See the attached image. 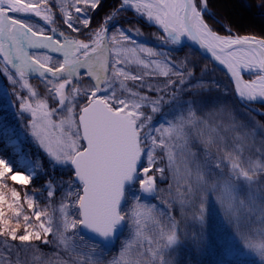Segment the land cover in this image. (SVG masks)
<instances>
[{
    "label": "snow or ice",
    "instance_id": "6c2138e0",
    "mask_svg": "<svg viewBox=\"0 0 264 264\" xmlns=\"http://www.w3.org/2000/svg\"><path fill=\"white\" fill-rule=\"evenodd\" d=\"M99 6L0 0V75L18 86L0 108L28 117L38 150L0 157V264H203L214 247L215 264H264V35L220 25L210 0H116L93 27ZM129 12L156 46L116 23ZM185 39L227 91L197 85L207 65L172 59ZM206 217L230 230L206 234Z\"/></svg>",
    "mask_w": 264,
    "mask_h": 264
},
{
    "label": "rangeland",
    "instance_id": "374dc122",
    "mask_svg": "<svg viewBox=\"0 0 264 264\" xmlns=\"http://www.w3.org/2000/svg\"><path fill=\"white\" fill-rule=\"evenodd\" d=\"M245 1L246 0H215V4L217 6L218 11L220 13H224L227 17H230L233 20V22L236 25H238V27H240L241 30L240 29L238 30V28L237 29L233 28L224 19H222L221 16L213 12L215 14L216 20L219 21L220 25L230 26L234 32L255 34L253 32H248V31L251 29H257V27L259 26L263 27L264 20H262L263 17H260L258 14H254L253 12L254 9H250V10L246 9L244 7V6H247L245 5L246 4ZM246 2L250 3L251 1L247 0ZM258 2L264 3V0H258ZM97 12L98 10L93 13V20L96 19ZM37 20L39 19L37 18ZM39 21L44 25L43 21L41 20ZM61 23L62 21H58L57 27H59ZM126 24L130 27L129 29L135 30L136 28H139L141 30L142 35L139 37L138 42H142L146 40L147 42L151 43L149 45H152L155 42L159 43L158 41L154 40L150 35L151 33H155L154 31L153 32L146 31L145 29L138 27V25L137 26L134 25V23H132L133 25L128 24V23ZM217 27H218V30H221V32L223 33V29L220 28L219 25H217ZM169 55L172 57V54L169 53ZM172 59L176 60L173 57ZM196 60H197L198 66L202 67L203 65H207L209 68L208 72H200L199 67H198V72L195 73V76L197 77V85H203L204 89H207L210 84L218 83L220 89L223 91H227L231 87V85L228 82V77L222 69L213 65L209 59L202 56L201 54L198 58H196ZM249 78L251 77L249 76ZM30 82L33 85H37L38 83L37 81H35V79H32ZM37 86H38L37 90L42 91V88L40 87L41 89H39V85ZM5 89H7V92L11 93L13 91H16L18 89V86L17 88H14L9 82H7L6 78L3 75H0V96L3 98L2 100H4L5 98L4 97ZM194 90H199V88H195ZM21 94H26V93L22 92ZM211 94L212 95L216 94L215 88H213V91ZM12 99H13V102L15 103L14 96ZM49 103L51 104V101ZM254 105L257 106L256 104ZM258 106L263 107L261 104H258ZM253 115H255V113H253ZM256 118L264 122V119H262L261 117L257 116ZM26 131H27L26 129L24 130L21 129V124H15V123L11 124L8 120L4 119L3 114H0V142L4 141L10 147L11 150L15 149L16 151H22L24 154L30 155L31 158L35 160L37 157L32 155L31 151L28 148V145L25 143L27 136L22 134L23 132H26ZM152 174H153L152 172L149 173V175H152ZM158 185H159V182H158ZM159 187H165V185H159ZM209 199L211 201V197ZM142 201L147 202V203H158L156 197L145 196V197H142ZM174 214H176L177 219L179 220L180 216H179L178 210H174ZM188 227L189 229H192L193 226L191 222H189ZM195 227L198 228L199 225H196ZM204 228H205L206 234L212 230H215V232L217 233H220L223 230H230L229 226L226 224H224L223 227L221 228V223L217 218H209V217H206V223L204 225ZM185 244L187 247L182 250L181 258H183V256L186 255L188 250H190L191 248L190 240H186ZM43 251L49 252L50 249L45 248L43 249ZM222 255H223L222 249L219 247H214L212 251H210L209 253H207L206 255L202 257L203 264H215V262L218 259H220ZM191 258L192 257H190V259ZM255 261H256V257L254 255H249V256L240 258V264H255Z\"/></svg>",
    "mask_w": 264,
    "mask_h": 264
},
{
    "label": "trees",
    "instance_id": "16d2710c",
    "mask_svg": "<svg viewBox=\"0 0 264 264\" xmlns=\"http://www.w3.org/2000/svg\"><path fill=\"white\" fill-rule=\"evenodd\" d=\"M247 1V0H246ZM245 1V5L247 6H244L246 9L250 10V9H254V14H258L260 17H263L262 20H264V9H261L259 7V5L261 4L260 2H258V0H249L251 1L250 3L249 2H246ZM116 3V0H100V6L94 11L97 12V16H96V19L93 20L92 24H93V27H95L96 24H98L99 22H101V20L103 19L104 16H106L108 14V12L111 11L112 9V6ZM210 9L212 12H214L215 14L221 16L222 19H224L230 26H232L233 28H238V30L240 29V27H238V25H236L233 20L230 18V17H227L224 13H220L217 9V6L215 4V0H210ZM93 12V13H94ZM92 13V15H93ZM31 23H36V24H39L40 26H44L39 20L37 19H34V20H31L30 21ZM116 23H118L119 25H121L122 27H125V28H130L126 23L128 24H132L134 23V25H138V27L142 28V29H145L146 31H154L156 32V29L153 28V27H148L146 26L145 24L143 23H140L136 17L133 16V14L131 12L129 13H125L123 14L121 17L118 18V20L116 21ZM133 25V24H132ZM241 30V29H240ZM221 31V30H220ZM48 32V31H46ZM248 32H253L255 33L256 35L259 34V35H264V26H259L257 27V29H251L249 30ZM81 39H83V37H81ZM146 41V40H144ZM147 45L151 44L150 42H147ZM158 43L155 42L153 43L152 45H149L150 47L151 46H156ZM172 46H169V48H171ZM179 48H182L181 51H171L169 52L170 54H172V57L177 59V58H181L183 59L184 56L187 54L188 56V59L193 61L195 63V65L198 66L197 64V60L196 58H198L200 56V53L192 48L191 46L189 45H183V46H177ZM166 52L169 51V49H164ZM51 54V53H50ZM196 58H195V56ZM53 55L54 58L56 57H59V56H56L54 54H51ZM198 72V67H197V70L195 73ZM35 81H37V85H39V89H43V85L40 84V82L38 80L35 79ZM41 87V88H40ZM3 98L0 96V104H3V101L2 100ZM263 108H264V105H262ZM0 114H3L4 115V119L5 120H8L11 124H22L24 121L27 120L28 117L25 116L24 118V121H18L16 118H15V114L11 111V109H8L7 111H5L3 108H0ZM13 122V123H12ZM26 144L28 145V148L29 150L31 151L32 155L36 157V153L38 152V150L33 146L32 143L28 142V137H26ZM11 149L10 147L4 142V141H1L0 142V157H4V158H7L10 153H11ZM41 159H43V157L41 156L40 157ZM56 175L57 177L59 178H62V179H67V176H63L61 177L60 176V172L57 171L56 172ZM15 185H13L11 182L9 183V187H13ZM37 187H40L39 184L36 185ZM23 186H20L18 188V190H20V188H22ZM6 191V190H5ZM22 195H23V192H22ZM41 203H43V201H41Z\"/></svg>",
    "mask_w": 264,
    "mask_h": 264
},
{
    "label": "water",
    "instance_id": "95a60500",
    "mask_svg": "<svg viewBox=\"0 0 264 264\" xmlns=\"http://www.w3.org/2000/svg\"><path fill=\"white\" fill-rule=\"evenodd\" d=\"M184 44H188V45H190L191 47H193L194 49L197 50V46L194 44V42H192V41H190V40L185 39V40L183 41L182 45H184ZM198 51H199V53H200L202 56L205 57V55L202 54V53H203V50H202V49H200V50H198ZM219 68L223 70V67H222V66H219ZM223 71H224V70H223ZM224 72H225V71H224ZM245 79H249V78L245 77ZM254 104L257 105V106L253 105L254 107H256V108H258V109H261V110H264V108H262L261 106H258V104H260L259 102H256V103H254Z\"/></svg>",
    "mask_w": 264,
    "mask_h": 264
},
{
    "label": "bare ground",
    "instance_id": "6f19581e",
    "mask_svg": "<svg viewBox=\"0 0 264 264\" xmlns=\"http://www.w3.org/2000/svg\"><path fill=\"white\" fill-rule=\"evenodd\" d=\"M233 31V30H232ZM234 32V31H233ZM234 33H237V32H234ZM221 34H224V33H222L221 32ZM238 34H240V35H245V34H248V33H238ZM255 35V34H254ZM258 36V35H257Z\"/></svg>",
    "mask_w": 264,
    "mask_h": 264
}]
</instances>
